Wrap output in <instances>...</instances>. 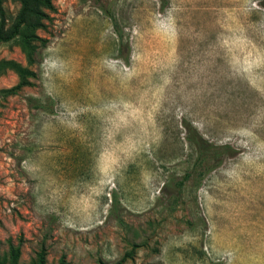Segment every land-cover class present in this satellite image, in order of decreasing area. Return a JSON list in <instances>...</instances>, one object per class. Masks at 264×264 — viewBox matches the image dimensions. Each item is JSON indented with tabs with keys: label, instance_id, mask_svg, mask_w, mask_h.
<instances>
[{
	"label": "rangeland",
	"instance_id": "1",
	"mask_svg": "<svg viewBox=\"0 0 264 264\" xmlns=\"http://www.w3.org/2000/svg\"><path fill=\"white\" fill-rule=\"evenodd\" d=\"M260 4L51 0L31 64L0 44V264H264ZM182 122L234 154L192 171Z\"/></svg>",
	"mask_w": 264,
	"mask_h": 264
},
{
	"label": "trees",
	"instance_id": "2",
	"mask_svg": "<svg viewBox=\"0 0 264 264\" xmlns=\"http://www.w3.org/2000/svg\"><path fill=\"white\" fill-rule=\"evenodd\" d=\"M4 0H0V44H6L15 41L20 50L23 52L26 62L31 64L33 62V54L35 53L36 46L33 44L34 40H37L35 32L44 28L43 20L47 18L45 11L52 10L51 0H12L19 5L18 11L9 26L6 25L4 10L2 3ZM260 6L264 9V0H261ZM42 42V40H40ZM6 69L13 70L18 76V82L8 89H1L0 95L6 97L14 95L21 87L27 85L26 78L31 73L21 67L19 64L11 60H0V72ZM182 128L184 130V138L188 146L194 153V159L192 162V171L197 167L207 164L205 169H202L200 175H203L206 171L217 167L225 157L232 156L234 149L228 144L214 145L203 137L190 126L187 122H182ZM190 177V172L183 175V177L176 181L173 178L166 180L164 183V189L172 191V193H179L183 183ZM117 208V200L113 198L112 210ZM19 255L18 247H13L9 244L8 248V264H16ZM45 253L41 249L37 253L36 264H44ZM124 257L120 258L114 264H122ZM59 264H65L63 257L60 258ZM97 264H107L102 261H98Z\"/></svg>",
	"mask_w": 264,
	"mask_h": 264
}]
</instances>
